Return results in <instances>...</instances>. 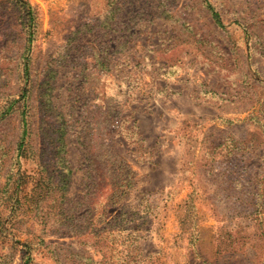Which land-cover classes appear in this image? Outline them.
Returning a JSON list of instances; mask_svg holds the SVG:
<instances>
[{"label": "rangeland", "instance_id": "1", "mask_svg": "<svg viewBox=\"0 0 264 264\" xmlns=\"http://www.w3.org/2000/svg\"><path fill=\"white\" fill-rule=\"evenodd\" d=\"M26 1L32 30L0 0V110L32 39L0 264H264V0Z\"/></svg>", "mask_w": 264, "mask_h": 264}, {"label": "trees", "instance_id": "2", "mask_svg": "<svg viewBox=\"0 0 264 264\" xmlns=\"http://www.w3.org/2000/svg\"><path fill=\"white\" fill-rule=\"evenodd\" d=\"M18 6L20 11L22 12V14L26 15L27 17H29V21H28V25L31 28V30L35 27V12L33 11V8L31 7L30 3H28V1L26 0H18ZM208 10L210 11L212 18L215 21V24L218 25L219 27L223 28L224 27V22L223 19L221 17V14L211 5L208 4L207 5ZM256 15H253L251 17H254ZM29 30V29H28ZM30 34V33H29ZM31 36L30 38L27 39V55L24 57V60L22 62V75H23V80H24V86L22 88V91L19 95V99H14V100H10L5 102V104L3 105V108L0 110V119H2L3 117H7L9 114L13 113L16 110L20 111V116H21V123H22V128H23V132H22V136L20 138V141L17 144V148H16V152L17 155L16 157L19 158L20 154H21V150L23 151V149H25V139L28 133V111H27V94L29 93L28 91V85H29V80H30V62H29V52H30V48H31ZM66 145L64 143V145L61 146V150H63L64 152H66ZM57 156L59 155L58 153L54 152ZM64 158V157H63ZM62 159V158H61ZM65 166V165H64ZM66 175V174H64ZM64 175L60 174L59 176H63ZM11 176V173H10ZM67 176V175H66ZM13 178V177H12ZM68 178L64 177V183L62 184L61 187V192L62 194L64 193V198L66 196V188H67V180ZM9 178H7V182L5 185H8V181ZM49 194V190L48 191H44L42 184L40 183V181L36 184L35 186V190H34V199H39L37 202H39L40 200H43L47 195ZM33 199V198H32ZM69 218H74V215H70ZM134 263V261L132 262ZM131 262H128L126 264H132ZM137 263V262H135Z\"/></svg>", "mask_w": 264, "mask_h": 264}]
</instances>
